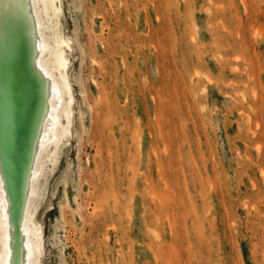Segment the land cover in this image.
<instances>
[{"label":"rangeland","instance_id":"obj_1","mask_svg":"<svg viewBox=\"0 0 264 264\" xmlns=\"http://www.w3.org/2000/svg\"><path fill=\"white\" fill-rule=\"evenodd\" d=\"M39 3L72 88L38 264H264V0Z\"/></svg>","mask_w":264,"mask_h":264},{"label":"bare ground","instance_id":"obj_2","mask_svg":"<svg viewBox=\"0 0 264 264\" xmlns=\"http://www.w3.org/2000/svg\"><path fill=\"white\" fill-rule=\"evenodd\" d=\"M39 1L0 0V264L39 262L41 242L29 223L26 188L41 171L42 151L60 140L61 112L69 104L64 94L72 88L57 72L67 65L60 45L55 63L45 61L50 43ZM52 1L44 0L47 11ZM26 168L32 172L24 174Z\"/></svg>","mask_w":264,"mask_h":264}]
</instances>
